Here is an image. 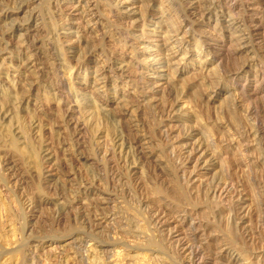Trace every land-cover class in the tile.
Segmentation results:
<instances>
[{
    "label": "rangeland",
    "instance_id": "1",
    "mask_svg": "<svg viewBox=\"0 0 264 264\" xmlns=\"http://www.w3.org/2000/svg\"><path fill=\"white\" fill-rule=\"evenodd\" d=\"M58 1L63 6L67 4L65 6L67 8L65 7L63 8V10H66L64 15V18H66L67 14L70 13L71 10V8L69 9L68 6L75 3L76 0H58ZM88 1H90L91 4H95L97 0H88ZM194 1L167 0L166 2L170 3L169 4L170 8L168 7L169 10L163 13V15L160 12L161 11L160 5L157 4L154 11L156 13L152 12L147 21L149 23L151 19L156 21L159 15H162V17L166 20L162 22L158 28L155 29L154 25L151 24L143 26V21L140 17L141 9L138 8L140 4L139 0H130L128 2L129 9L126 8L121 12L115 11V13L117 14L116 17L115 15L112 17V19L115 20V21L113 20L114 23L112 24V28L115 31L119 30V32L121 31V29L124 30L125 28H129L133 32H135L136 35L138 34V39H132V41L136 40L135 42L137 43V54L141 55L142 51H140L138 47H142L144 44L147 43L155 46L154 48H156L155 42H157L158 39L162 38L163 34L165 33L164 31L168 28L170 22L169 17H171V15L175 16L176 12L182 15L183 14L182 10H186L187 12V10H190L191 6L195 4L196 5L200 4L199 0H194ZM254 1L255 0H238V1L221 0L220 4L216 3L215 6H213L211 9L213 10L212 11L213 14H212V21L209 22V25H206L207 22L199 18L200 15L196 13L188 12L190 17L192 16L191 18L195 19L196 22L198 23L195 27V31H193L189 37L196 36V38L201 37L207 39L211 43L212 50H215V52H213L207 60L206 70L200 72L199 69H201L202 62H204V59L207 57V55L202 54L199 56H194L193 53L192 55L186 57V59L182 60L179 64H173L179 70L177 72L178 73L177 78L174 80L170 81L168 77L165 76L163 77L146 76V79L148 80L150 79L151 85H149V88L146 89L147 92L144 91L142 93L143 95L141 96L139 103L137 102L134 104L133 109H135L136 112H134L131 115L132 112L130 113V111H127L128 112L127 113L124 108L125 106L123 107V105H121L122 103H120V97L116 98L115 91L109 89L108 94L105 95L104 94L105 91L103 90L98 91L94 88V84H93V79L95 78L94 67H90L86 72V68L84 66L82 70L77 71V74H74L72 78L69 77L70 74L69 71L63 70L62 68L63 63L69 61L70 63L75 64V62L77 61L76 59L79 57V55H84L85 53H87V59H90L91 63L93 62L92 64H95V61L98 58L100 60L102 59L101 55H99L101 54L100 52L101 47L96 48L94 50L93 48H91L92 50L91 49L84 50L85 48L83 49V47H79L76 42L72 41L75 39L76 30L79 31V29L77 28L78 16L72 15V19L66 20L67 23L66 27L61 30L62 40L66 39L68 41L65 40V41L57 42L53 40L56 38V36L55 37L53 36V29L55 25L53 24L52 10L55 9L54 7H52L53 5L51 4V2H55V0H16V2H14L13 0H0V8H1L0 10H2L3 8H5V10H11L10 11L11 15H9L8 19H0V49H1L0 50V82L6 87V88L0 87V101H1L0 107H2L1 106L2 104L3 106L8 105L6 108L12 109V112H10L7 115L6 119L4 118V115L3 117L1 116L2 118L5 119V121L0 117V162L5 161V159H6L5 162L7 163L9 162L8 164L3 165L2 166L3 168L0 166V211H1L0 212V218H1L0 219L1 221L0 222L1 224L0 225V264H11V263L12 264H33V263L48 264V261L46 260V255L47 253L48 255L50 253H53L52 249L50 248L54 247L55 249L56 247H58L57 251H61V250L63 251L62 246H60L59 248V245L68 243L69 241L75 239L78 235H79L78 237H80L89 234V233L84 234V231L87 230V228L84 227L86 225L84 221H87L88 217L94 216V213L92 212L96 210L95 207L97 206V203L101 204V206L103 207L104 206L107 207L109 210L107 211L103 210V213L106 212L107 214L112 215L114 218L113 219L114 225L112 226L113 231L110 229L112 232L111 234L116 235V233H118L117 231L120 230L121 231V233H119L120 236L122 234H123L122 236L125 235L124 238L126 240H129L131 244L136 245L135 249L129 248L127 250V253L126 250L124 249L125 251L120 253L121 255L123 253L124 255V256L122 255L123 257L119 256V254L112 256L110 255V253L108 254L105 253L104 255V252H102V254L104 255L103 259L101 258L102 259L101 261H103L102 264H110V263L112 264H142V263L143 264H147V263L148 264H156V263L186 264V262L182 260L183 257L177 255L179 253L176 250H174L175 249L174 246H171V244L167 241V237H168L167 235L168 232L166 233L167 230L164 231L163 229L162 230L157 229L151 217H153V215L156 213L158 209L160 210L163 209L164 212L167 214V216L171 217L172 215H174L172 213V210H176V208L182 209L184 208V206L185 207L187 206L189 210H192V213L194 212L192 214L193 218L195 217L194 220L200 224L201 231L199 229V233L200 234L204 233L202 235L203 238L202 242L206 241L205 240L206 237L207 238L210 237V234L208 233L212 228V227L210 228V224H209V219L211 217V211H212V206H211L212 203L209 202L206 193L204 192L203 188H200L198 182L194 184L190 183V186L188 185L187 187L185 180H183V178H181L180 175H178L179 173L177 166V157H175L176 154H174L175 153L174 149L177 148L179 149L180 147H183L185 144H188V146L186 145L187 147L192 146L195 143L194 142L195 139L199 138V135L200 138L202 137L204 139V141L209 142L208 131L211 125V124L210 125L207 124L209 123V121L215 122L220 120V118H222V120H225V118L226 120H230L233 117V115L235 117L236 114L238 115V116L236 115L235 117L236 119H240V118L242 119L244 117L243 115L246 116L247 110H249V108L261 107L264 99V80H263L264 79V44L259 43L258 45L257 43L255 44V47L248 45V47H245V50H242L241 52H239V54L238 53L236 54L234 53L235 52L234 48L229 47L230 43L226 41V39L230 38L231 32L223 29L222 31L220 30L219 27L217 28L213 27L214 21L217 16L227 19L228 13L226 10H229L228 9L229 5H237V7H235L234 10H238V11L242 10V12L246 10L243 13H245L246 18L248 19L249 13L250 14L254 13V5H253ZM259 1L260 3L264 2V0H259ZM98 2H97L98 3L97 10H107L110 4H114V0L113 2L111 0L109 1L98 0ZM109 2L111 3L109 4ZM145 2H147V0H145ZM186 5L188 6L190 5V6L188 7ZM110 9L113 10L114 5H111L108 10ZM25 18L30 19L29 22L28 19L25 20ZM56 21L58 23L59 22L61 23V21H58L57 19ZM29 26H32L30 32H32L33 34H35L34 28L36 26L37 28H39L38 29L39 33L36 34L37 36L35 41L36 43L34 45L35 47L34 49L35 51H37L38 55L41 52V50L44 49L45 47L43 42L45 43L47 42L46 47H51V49L49 48L51 52H56V54L54 55V59L52 58L50 60L51 62L54 61V64L39 65L42 68V72L44 76H42L41 79L38 80L40 85L38 84V81H35L37 83L34 84L33 86L34 88L32 89V92H30L29 94L32 98L31 104L33 107L32 111L31 112L29 111L30 113H28V110L26 109V104L23 105V107L20 109H17L16 106H14L15 108L12 106L15 103L14 101L16 100L14 99L15 94L11 89L12 88L11 86L14 83L13 82L15 78L14 75L15 74L18 75V77L16 78L20 79V75H22L24 72L21 69L19 70L17 65H15L18 62L15 58L18 55L16 49L18 47L17 45L19 44L18 42H20L19 40L20 29L23 30L25 27H29ZM70 26L73 27V31L69 29ZM100 30L101 27H99V29L95 32L94 31H91L90 33L88 32L92 36L94 35L92 39L93 41L94 40L96 41L97 38L95 37V35L98 33L100 34L101 32ZM262 31L264 33V29H262ZM114 42H115L114 37L107 36L105 40L106 48H111L113 46H116L114 45L115 44ZM61 46H65V48L67 49L65 50V54L63 49H61L62 48ZM55 47L57 49H55ZM58 48H60L61 50ZM154 48L151 51H154ZM13 49L15 51H13ZM146 53L150 54L149 52ZM254 55L256 56L254 57ZM127 57L129 60L133 61L132 63L133 66L137 65L138 60L135 57H133V59L131 58L132 53H128ZM3 58H5L6 60H4ZM39 58L43 60V56L41 57L39 55ZM150 61L152 62V59ZM209 61L211 62L210 64ZM151 62L147 64L148 65L153 64ZM204 63L206 65V62ZM10 64L12 67L10 66ZM154 65L156 67L158 66V63H154ZM23 69L25 70V68ZM232 70L243 71V76H241L240 78H234L233 73L235 72ZM8 72L10 74L9 76L6 75ZM209 74H212V76ZM206 76L208 78H206L205 80L204 77ZM53 79H56L57 80L56 82L60 81V85L62 87L61 90L59 91L60 94L57 97H52V94L48 93L47 85H49V83H52ZM209 82L211 83L213 82L215 88L211 87L210 88L211 90H209V86L211 85ZM111 83H113V81H111ZM256 84L257 85L260 84V85L257 86ZM120 87L121 88H119V91L122 92L126 87V85L121 82ZM109 88H111V86H109ZM255 90H258L257 91L258 93L254 94L253 91ZM213 91H218V98L216 100V103L211 108L208 109L202 107V103H201L202 98L203 100L208 99L213 94ZM243 91L244 94H240V95L238 94V93H243ZM4 94L5 96H3ZM11 94H13L12 95L13 97L10 96ZM242 95L244 99L245 98L246 99L245 101L239 103V106H237L235 99L236 97ZM224 97L226 98V100L224 99ZM173 99L177 100L180 103L178 107L179 109L177 108L174 112L169 113L167 109H169V106L171 105L170 102L171 103L175 102L173 101ZM34 100L36 103L34 102ZM59 100L61 102V106L58 107L57 104L59 103ZM98 101L100 102V104H102L100 106L101 108L102 106H104L103 108L104 110L98 108L99 106L98 104H96V102ZM75 103L78 104V107L77 104ZM186 103H188L187 104L188 106L182 107ZM79 104L80 105L83 104V105L80 106ZM70 105L75 109L74 112L73 109H69ZM65 108H67L66 111L64 110ZM97 109H100L99 111L101 113H99V111L98 113H96ZM88 111L93 113V115L95 114V116L93 115L90 116L91 113L88 114ZM234 111L236 112V114H234L235 113ZM66 112H68L71 116L73 115L75 116L72 117L74 121L75 119H80L82 126L85 127L82 129L80 134L78 133L79 135L78 134L76 135L80 137V139H82L81 141L78 137L73 135L76 133V129L74 128V126L72 128V126L70 127L64 124L65 122H62L64 120L63 118L64 115L65 114L68 115V113ZM203 112L207 115H204ZM10 114L12 116H10ZM199 114H202V117H200V119L203 118L202 122L201 120H198L200 116ZM59 115L61 116V118ZM84 115L87 117H85ZM227 116H232V117H227ZM36 117L42 120L41 121L43 125L41 129L42 132L41 130L38 131L37 129L33 130L31 128L30 119L35 120ZM95 117H99L100 119L99 118L95 119ZM88 118L91 119L92 121L90 122L87 121L86 119ZM84 120L86 122H89L88 127L87 125L84 124L85 123ZM242 120H244V118ZM96 122H99L97 123L98 125L95 124ZM60 123L64 125L61 126ZM135 123L139 126L137 129L138 130L140 129L141 131L135 130L136 128L133 127ZM94 127H96L97 129ZM99 128L103 130V133H100ZM20 129L22 131H20ZM129 129L133 130V135L137 137L138 134L139 136L141 135L139 137L140 147L141 148L144 147V148H142L143 152L139 153V155L140 154L142 155L139 156L141 157L140 165L136 166V169H134L135 171L133 170L132 172L129 173V171H125V168H123L124 166L121 167L119 165V163L122 165V162H119L117 165V170L118 167L120 166L119 168L122 171L119 169L118 172L120 171L119 173L120 175L122 173L123 178L122 180H118V179L110 180V178L106 175L107 174L106 171L105 173L104 170L99 171L98 169L99 172L97 171V164H96L97 152H95L97 151V149H99V147L96 145L97 141L99 142L101 141V143L104 141L102 144L103 145L106 144L107 147H110L109 145L112 144L111 138L113 139V136L115 137V135L118 132H122L125 136L129 135V133L130 134L132 133L129 131ZM13 131L16 132L18 131L19 133L22 132L21 133L22 135L25 132L26 137L25 135L22 136L18 132L15 133ZM62 131H64V133ZM61 134L64 136H62ZM167 137H169L168 138L169 140H167ZM76 139L77 140L79 139V141H76ZM145 139L146 141H144ZM17 141L20 143H18ZM170 142H172V144H169ZM261 142H262L261 146L264 147V138L262 139ZM80 144L82 147H80ZM100 144L98 145L100 146ZM15 145H17L16 149H15ZM22 145L23 146L25 145L24 146L25 149ZM43 145L45 147H43ZM47 147H50L55 154L53 156L54 158L51 161L48 158L46 161V158H44L46 156L42 153L45 152L44 148ZM39 155H41L40 157L42 158H40ZM38 158L40 159L38 160ZM42 159L43 162H41ZM226 160L229 162L228 164H230V162H233L232 155H230ZM37 163L38 165H36ZM94 165L96 166V169ZM45 166L47 168H45ZM88 166H90V168H88ZM216 166L217 165L215 163L213 164L211 163V165L208 164L205 166V168H202L201 173L204 174V176L203 177L201 176V178H206L209 181V178L214 176H217L219 178L224 177L227 168L224 169V171H222L219 169V167ZM217 169L220 171L218 172ZM41 171L44 172L41 174L40 173ZM231 172L233 173V171ZM248 172L249 173L245 172L248 175L244 176L245 175L244 174L243 176L244 178L246 177L245 192L247 194L246 196L247 201L249 200V203L253 202L252 208L254 209H252L253 211H251L250 214V220H251L250 222H251V227L253 229L252 231L254 232V241H255L254 242L255 244H253V246L249 247L248 249L251 251L252 247H255V250L253 249L252 251L254 253L255 252L257 253L264 250V235H263L264 209L262 207L258 208L259 201L260 203H263L264 200L261 199L262 196L264 195V190H263L264 165L262 164L260 165L259 163L258 167L255 166ZM98 173H101V175H103L102 181L99 180L98 181L95 180L94 182L92 181V185L91 184L90 186L88 185V187H90V191L89 193H87L85 185L91 179H93V177L97 176ZM236 174L239 175L240 173L235 172V177H237ZM247 176L250 179L251 178L252 179L250 180L249 178H247ZM251 182H253V184L254 183L258 184L260 187L258 185H256L258 186L256 187L255 184L252 187ZM106 189L111 193L109 194V192H107ZM256 199L258 200V202H256ZM87 204L88 205L90 204L89 205L90 207ZM87 208L91 209V211L93 209V211L91 212ZM98 212L101 213L102 211L99 210ZM169 221H172L171 222L172 225L175 224V222H173L174 221L173 218H170ZM5 223L6 225H4ZM221 224L223 223L220 224L217 223V225H214L212 229L213 230L217 229L216 232H218V234L224 235L226 239L231 240L232 238L228 237L229 235L225 232V230H223L225 229V225H221ZM172 225H168V226L166 225L165 228L169 229V227ZM15 229L18 231H16ZM110 230L108 231V229H106V231L100 232L97 235L98 237L95 236L96 240H98L101 244L103 243L105 244L109 241L111 243L112 239L110 236L113 235L108 236ZM187 230L188 229L186 228L184 232ZM190 231L191 230H188L185 233L189 235ZM11 232L14 233L12 234ZM136 233L140 236L139 242L141 243L139 245L138 243L135 242L137 240L136 237L134 236ZM164 233H166V235H164ZM101 234H103V236ZM14 236L17 237L15 238ZM234 239H235L234 241H237L236 236ZM122 240L117 238L115 241L116 243H118ZM75 243L76 242L73 241L70 244H66L64 247L70 248L73 245H75ZM21 244L23 245V247ZM118 245L119 246H117V249L120 248L121 250L124 248V247L121 248V244ZM138 246L141 249L138 248ZM37 253H38V257L35 255ZM262 253H264V251ZM34 255L36 256V260L32 258ZM109 256L111 258H109ZM49 257L52 258L53 255L52 256L49 255ZM117 257H119L121 260ZM111 259H113L114 261ZM260 262L261 264H263L264 261L261 260ZM81 263L88 264L87 261L78 262L77 264H81Z\"/></svg>",
    "mask_w": 264,
    "mask_h": 264
},
{
    "label": "bare ground",
    "instance_id": "2",
    "mask_svg": "<svg viewBox=\"0 0 264 264\" xmlns=\"http://www.w3.org/2000/svg\"><path fill=\"white\" fill-rule=\"evenodd\" d=\"M13 1L16 2V0H13ZM107 1H109V0H107ZM111 1L113 2V0H111ZM129 1L130 0H114V4H110L111 2H109V4H110L109 7L111 5H114V9H116V10H114V9L113 10L112 9L108 10L109 7H108L107 10H97V6H98L97 4L99 3L98 0L96 1L95 4H91V2L88 1V0H76L75 3H73L70 6H68L69 9L71 8V10H70V13L67 14L66 18H64L66 10H63V8L67 4L66 5L64 4L65 6H63V5H61V3H59L58 0H55V2H51V4L53 5L52 7H54V9H55V10H52V12H53L52 19H53V24L55 25V27L53 29V36L54 37L56 36V38L53 39V40H55L57 42H61V41H65L66 40L65 38H64L65 40H62V37H61L62 32H61V30L66 27V24H67L66 20H70V19H72V15H76V16H78L77 28L79 29V31L76 30L75 39L72 40V41L76 42L79 47H83V49L85 48L84 50L91 49V48H93V50H94L96 48L101 47V51L99 50L101 52V54H99V55H101L102 59L100 60L98 58L95 61V64H92L93 62L91 63L90 59H87V53H85L84 55H79V57L76 59L77 61L75 62V64L74 63H70L69 61H66V63H63L62 64L63 70L64 71H66V70L69 71L70 72L69 77L72 78V76H74V74H77V71H81L84 66L86 68V72H87V70L90 67H94V73H95V78L93 79L94 88L96 90H98V91L99 90L105 91V93H104L105 95L108 94V90L109 89L115 91V96H116V98L120 97V103H122L121 105H123V107L125 106L124 107L125 111L126 112L130 111V113L132 112L131 113V115H132L134 112H136V110L133 109L134 104L137 103V102L139 103V101L141 99V96L143 95L142 93L144 91H146V89L149 88V85H151L150 79L149 80L146 79V76H155V77H163V76H165V77H168V79L170 81L174 80V79L177 78V74H178L177 72L179 70L173 64H179L182 60L186 59V57L192 55L193 53H194L193 54L194 56H199V55H202V54L207 55V57L204 59V62H206V65H205L204 62H202V67H201V69H199L200 72H203L204 70H206V68H207V60L210 57V55L213 52H215V50H212V46H211V43L209 42V40L201 38V37L196 38V36L195 37H189L190 34L193 31H195V27H196V25L198 23L196 22L195 19L191 18L192 16L190 17L188 12L196 13V14L200 15L199 18L201 20L203 19L204 21H206L207 22L206 25H209V22L212 21V14H213L212 13L213 10H211V9H212L213 6H215L216 3L220 4L221 0H199L200 4L197 3L198 5H196L194 3L195 5L191 6L190 10H187V12H186V10H182V12H183L182 15L178 14L177 12H176V14L174 13L175 16L171 15V17H169L170 22H169L168 28L164 31L165 33L163 34L162 38L158 39V41L155 42L156 43V48H154L155 46L146 43L142 47H138V49L140 51H142L141 55L137 54V43L135 42L136 40L132 41V39H138V34L136 35L135 32H133L129 28H125L124 30L121 29L120 32H119V30L115 31L112 28V24L115 21L114 19H112V17L114 15L116 17V14H117V13H115V11L121 12V11H123L126 8L129 9L128 8V5H129L128 2ZM166 1H163V0L162 1L161 0L160 1L147 0V2H145V0H139L140 4H139L138 8L141 9V16L140 17H141V19L143 21V26L151 24V25H154V28L156 29V28L159 27V25H161L162 22H164L166 20V19H164L162 17L163 13L168 11L169 8H170L169 7L170 3L166 2ZM106 3H108V2H106ZM136 3H138V2H136ZM157 4L160 5V10H161L160 12L162 13V15H159L158 18L156 19V21L151 19L150 23H149L147 20H148V18L151 15L152 12L156 13L154 11H155V7L157 6ZM253 5H254V13H251V14L249 13V15H248L249 18L248 19L246 18L245 13H243L246 10H244L243 12H242V10L241 11L234 10V8L237 7V5H229L228 6L229 10H226L227 13H228L227 19L217 16L215 21H214V24H213L214 26L213 27H216V28L219 27L220 30L223 29V30L231 32L230 33L231 34L230 38L226 39V41H228L230 43L229 47L234 48V51H235L234 53H236V54L237 53L239 54V52H241L242 50H245V47H248V45L255 47V44H257V43H258V45H259V43L264 44V33L262 31V29H264V2L260 3L259 0H255ZM107 6H108V4H107ZM186 6H188V5H186ZM65 8H67V7H65ZM10 11L11 10H5V8L0 10V19H8L9 15H11ZM173 12H175V11H173ZM55 18L58 21H61V23L60 22L58 23ZM26 19H28V18H25V20ZM29 20L30 19H28V22H29ZM99 27H101V30H100L101 32H100V34L97 32L98 34L95 35V37L97 39H96V41L95 40L93 41L92 39H93L94 35L92 36L89 33L91 31H94V32L97 31L99 29ZM31 28H32V26L25 27L23 30H21L19 28L20 29V34H19L20 42H18L19 44L17 45L18 47H17L16 50H17L18 55L15 58L18 62L15 65H17L19 70L21 69L24 72L22 71L23 74L20 75V79L16 78V77H18V75H16V74L14 75L15 76L14 81H13L14 83L11 86L12 87L11 89L13 90V92L15 94L14 99L16 100V101L13 100L15 103L12 106L13 107L16 106L17 109H20V108L23 107V105L26 104V109L28 110V113H30L32 111V108H33L32 104H31L32 103V98H31V96L29 94H30V92H32V89L34 88L33 87L34 84L37 83L35 81H38L39 79H41L42 76H44V74L42 72V68L39 65L40 64H42V65L54 64V61L51 62L50 60L52 58L54 59V55L56 54V52H51L50 51L51 47H46L47 46L46 45L47 42L46 43L43 42L45 47L39 53V55L41 57L43 56V60L41 58H39V55H38L37 51H35V49H34L35 48L34 45L36 43L35 41H36V37H37L36 34L39 33L38 32L39 28H37V26L34 28V33L35 34L30 32ZM69 29L71 31H73V27L70 26ZM115 34H117V35H115ZM107 36L115 38V42H114L115 44L114 45H116V46H113L111 48H106L105 40H106ZM66 41H68V40H66ZM72 41H70V42H72ZM193 45H195V46H193ZM213 45H214V43H213ZM61 47H62L61 49H63L64 54H65V50H67V49L65 48V46H61ZM153 48H154V51H151V50H153ZM10 49H12V48H10ZM55 49H57V48L55 47ZM58 49H60V48H58ZM13 51H15V50L13 49ZM59 52H61V51H59ZM146 52H149L150 54H147ZM128 53H132V57H131L132 59H133V57H135L138 60L137 65H135V66L132 65L133 61L128 59V57H127ZM255 56L256 55H254V57ZM3 59L6 60L5 58H3ZM151 59H152V62L150 61ZM149 62H151L153 64L148 65L147 63H149ZM154 63H158V66L155 67ZM210 63L211 62L209 61V64ZM172 65L174 66V68H173ZM10 66H11V64H10ZM200 66H201V63H200ZM244 67H241V68H244ZM18 68H17V70H18ZM23 68H25V70ZM232 71H234V70H232ZM234 72H235V73H233L234 74V78H240L241 76H243V71H241V70L240 71H236L235 70ZM6 75L9 76L10 75L9 72ZM138 75H141V76H138ZM209 75L212 76V74H209ZM204 78L206 80V78H208V77L206 76ZM56 81H57L56 79H53L52 83H49V85H47L48 93H51L52 97H57L60 94L59 91L62 88L61 85H60V81H58V82H56ZM111 81H113V83H111ZM211 81H212V79H211ZM121 82L126 85V87L124 88V90L122 92L119 91V88H121L120 87L121 86ZM209 83L211 84L210 86L208 84L209 90H211L210 88L214 87V85H213V82L212 83L209 82ZM38 84L40 85L39 81H38ZM259 85L260 84H258L257 86H259ZM109 86H111V88H109ZM0 87H5V85H3L0 82ZM206 90H208V89H206ZM244 91H243V93H238V94L239 95L240 94H244ZM257 91L258 90H255V91H253V93L256 94V93H258ZM12 95L13 94H11L10 96H12ZM230 95H229V97H230ZM232 95H233V93H232ZM3 96H5V94ZM217 98H218V91H213V94L208 99L203 100V98H202V102H201L202 103V107H205L206 109L211 108L216 103ZM9 99H10V97H9ZM39 99H40V97H39ZM224 99L226 100L225 97H224ZM245 99H244L243 95L236 97L235 101H236L237 106H239V103L245 101ZM60 100H62V99H60ZM60 100H59V103L57 104L58 107L61 106ZM50 101H51V99H50ZM173 101H175V102L174 103L170 102L171 105L169 106V109L166 108L169 113L174 112L180 105V103L177 100L173 99ZM34 102H35V100H34ZM248 102H249V100H248ZM77 103H75V104H77ZM188 103L184 104L182 107L188 106L187 105ZM96 104H98V106H99L98 108H101L100 106L102 104H100L99 101L96 102ZM82 105H80V106H82ZM1 106L2 107H0V117L1 116L3 117V115H4V118L6 119L7 115L10 112H12V109L11 108H6L8 105L7 106H5V105L3 106L1 104ZM137 106H138V104H137ZM77 107H78V104H77ZM95 108H97V107H95ZM103 108H104V106H102L101 109H103ZM69 109H73V112L75 110L71 105H70ZM64 110L66 111L67 108H65ZM94 110H96V109H94ZM99 110L100 109H97L96 113H98ZM162 110H164V109H162ZM90 111H88V114L91 113ZM196 111H198V110H196ZM66 113H68V112H66ZM85 113H87V112H85ZM99 113H101V112L99 111ZM231 113H232V111H231ZM234 114H236V112ZM91 115H93V113H91L90 116ZM97 115H99V114H97ZM199 115L200 116H199L198 120H201V122H202L203 118L200 119V117H202V114H199ZM204 115H207V114L204 113ZM229 115H231V114H229ZM236 115H235V117H236ZM10 116H12V115L10 114ZM73 116H71L69 113H68V115L65 114L64 117H63L64 120L62 122H65L64 124H66V125H68L70 127L72 126V128L74 126V128L76 129V133L73 134V135L76 136L78 133L80 134L82 129L85 128V127L82 126L80 119H75V121H74L73 118H72ZM93 116H95V114ZM243 116H244L243 117L244 120H242L243 118L242 119L241 118L240 119H236L234 117V115H233V117L232 116H227V117H232L231 119L229 118L230 120H226V118H225V120H222V118H220V120H218V118H217L218 121H215V122L214 121H209V123H207V124H209V125L211 124L212 125V126L210 125L209 131L207 130L209 132V142L204 141V139L202 137L200 138V135H199V138H196L195 141H194L195 143L194 144L192 143L193 145L190 146V147H187L188 144H185L183 147H180L179 149L178 148L174 149V147H173L174 152H175L174 154H176L175 157H177V166H178V173H179L178 175H180V177L183 178V180H185V183L187 184V187H188V185L190 186V183L194 184V183L198 182L200 188H203L204 192L206 193V196L208 197L207 199H209V202L212 203V205H211L212 206L211 217L209 219L210 228L211 227L213 228L214 225H217V223H219V224L223 223V224H221V225H225V229H223V230H225V232L229 235L228 237L232 238L231 240H228V239H226V237L224 235L218 234V232H216L217 229L213 230L211 228L212 230L210 229V231L208 233V234H210V237H208V238L206 237L205 238V240H206L205 242L206 243L202 242L203 241L202 235L204 233L203 234L199 233L200 224L197 221L194 220L195 217L193 218V216H192V214L194 212L192 213V210H189L187 208V206L186 207L184 206V208H182V209H177L176 208V210H172V213L174 215H172L171 217H168L163 209H162L163 211L158 209L155 214L153 213L154 214L153 217H151L153 222H154V224H155V226L157 227V229H161V230L163 229L164 231L167 230L166 231V233L168 232L167 233V235H168L167 241L171 244V246H174V248H175L174 250H176L179 253V254H177V253L176 254L178 256L180 255V257L182 256L183 257L182 260L185 261L186 264H261L260 261L261 260L264 261V253H262L264 250L261 251V252H257V253L255 252L254 253L252 250L253 249L255 250V247H252V250H251L252 252L248 249L249 247L253 246V244H255L254 243L255 242L254 241V232L252 231L253 229L251 227V222H250L251 221L250 220V214H251V211H253L252 209H254V208H252L253 202L249 203V200L247 201V198H246L247 194L245 192L246 191L245 190V188H246L245 187V183H246L245 182V178L246 177L244 178V176L248 175L246 173H249L248 171H250L255 166L258 167L259 163H260V165L261 164L264 165V147L261 146V143H262L261 141L264 138V99H263V103H262L260 108H255V107L254 108L253 107L249 108V110H247L246 116L245 115H243ZM85 117H87V116H85ZM220 117H222V116H220ZM4 118H2V119H4ZM60 118H61V116H60ZM96 118H99V117H95V119ZM5 119H4V121H5ZM88 119H86V120L89 121V122L92 121L91 119H89V120ZM101 120H100V122H101ZM30 121H31V124H30L31 128L33 130L37 129L38 131H40L42 129V126H43L42 123H41L42 120L38 119V117H36L35 120H31L30 119ZM97 121H99V120H97ZM84 122H85L84 124L87 125V127H88V125H89L88 123L89 122H86L85 120H84ZM97 123H99V122H96L95 124H97ZM64 124L60 123L61 126L64 125ZM118 124H119V122H118ZM118 126H120V125H118ZM133 127H135L136 128L135 130H137V131L140 130V129L139 130L137 129L139 126L136 123L133 125ZM94 128H96V127H94ZM21 129H20V131H22ZM53 130H54V128H53ZM99 131H100V133H103L102 129H100ZM118 131H120V130H118ZM129 131L132 132L131 133L132 136H131L130 133H129V135L125 136L122 132H118L115 135V137L113 136V139L111 138V141H112L111 143L112 144L110 143L111 145H109L110 147H107L106 144L103 145L102 143L104 141L102 143H101V141L100 142L97 141L96 145L99 147V149H97V151H95V152H97V161H96L97 162L96 163L97 164V171H98V169H99V171H103L104 170V173L106 171V173H107L106 175L110 178V180H115V179L122 180L123 175H122V173H121V175L119 174L120 171L118 172V170L120 169L119 168L120 166L121 167L124 166L123 168H125V171H129V173H130L134 169H136V166L140 165V161H141L140 158L141 157H139V156L141 154L139 155V153H142L143 152L142 148H144V147H142V148L140 147V138L139 137L141 135L139 136V134H138V137H137V136L133 135V130L129 129ZM13 132L17 133L16 131H13ZM29 132H31V131H29ZM41 132H42V130H41ZM62 132L64 133V131H62ZM21 133H19V134H21ZM19 134H17V135H19ZM25 134L26 133L24 132L23 135H25ZM106 134H108V133H106ZM21 135H19V136H21ZM136 135H137V133H136ZM144 135H145V133H144ZM41 136H42V134H41ZM62 136H64V135H62ZM74 136H72V137H74ZM101 136H103V135H101ZM104 136H105V134H104ZM25 137H26V135H25ZM76 137H78V136H76ZM78 138L80 139V137H78ZM141 138H143V137H141ZM144 138H145V136H144ZM168 138L169 137H167V140H169ZM79 139L78 140L76 139V141H79ZM96 139H98V138H96ZM58 140H59V138H58ZM81 140L82 139H80V141ZM144 141H146V139ZM69 142H71V141H69ZM18 143H20V142H18ZM65 143H63V144H65ZM79 143H81V142H79ZM149 143H151V142H149ZM98 144H100V146ZM169 144H172V142H170ZM16 146L17 145H15V149H16ZM71 146H73V145H71ZM43 147H45V146L43 145ZM80 147H82L81 144H80ZM147 147H149V146H147ZM22 149H21V151H22ZM24 149H25V147H24ZM139 149H140V151H139ZM44 150H45V152H42L46 156L44 158H46V161H47V158L51 161L54 158L53 157L55 155L54 152L51 150L50 147L44 148ZM25 151H24V154H25ZM35 151H37V150H35ZM95 155H96V153H95ZM230 155H232V157H233V162H230V164H228L229 162L226 159ZM40 156L41 155H39V157ZM35 157H37V156H35ZM40 158H42V157H40ZM40 158H38V160ZM5 161H6V159H5ZM5 161H1L0 162V166L1 167L3 165H6V164L9 163V162L7 163ZM41 162H43V159H42ZM119 162H122V165ZM48 163H49V161H48ZM118 163H119L120 166L118 167V170H117ZM211 163L212 164L215 163L217 165L216 167H219V169L222 170V171H224V169L227 168L225 176L224 177H220V178L217 177V176H214V177L209 178V181L206 178H201V176L202 177L204 176V174L201 173V169L205 168V166L208 165V164L211 165ZM39 164H41V163H39ZM36 165H38V163ZM45 168H47V167L45 166ZM88 168H90V166H88ZM93 169H94V167H93ZM95 169H96V166H95ZM115 169H116V171H115ZM39 170H41V169H39ZM220 170H218V172ZM231 171H233V173ZM43 172L44 171H41L40 173L42 174ZM235 172L240 173V174L239 175L236 174L237 177H235ZM102 177H103V175H101V173H98L97 176L93 177V179H91L89 182L87 180L88 183L85 185L86 192L89 193L90 187H88V185L89 186H90V184L92 185V181L93 182L95 180L96 181H98V180L102 181ZM247 178H249V177L247 176ZM254 184H253V182H251L252 187H253ZM93 185H94V183H93ZM256 185H258V184H255V186ZM258 186H256V187H258ZM146 188H147V186H146ZM262 189H263V187H262ZM104 190H103V192H104ZM106 191L109 192V194L111 193L107 189H106ZM169 196H171V195H169ZM172 196H173V194H172ZM259 196H261V195H259ZM259 196H258V198H259ZM263 196H262L261 199H264ZM104 198H106V197H104ZM176 199H177V197H176ZM1 201H3V200H1ZM100 201H101V199H100ZM256 202H258L257 199H256ZM4 203H5V201H4ZM91 205H92V203H91ZM64 206H66V205H64ZM100 206H101V204L97 203V206L95 207L96 210L93 211V209H92L93 212L91 211V209H88L90 206L87 208L89 211L94 213L93 217H88L87 221H84V223H86V225L84 227L87 228V230L84 231V234L89 233L88 235L86 234L87 237H86V235L78 237L79 236L78 235L75 239L69 241L68 243H65L63 245H59V248H60V246H62L63 251L62 250L61 251H57L58 247H56L55 249H54V247L50 248V249H52L53 253H50L49 255L50 256L53 255V257L50 258L48 253H47V255L45 253L46 260L48 261V264H77L78 262H83V261H85V262L87 261L88 264H96V263H99V264L101 263L102 264L103 261H101V260L103 259L105 253H107V254L110 253V255H112V256H114L116 254L117 255L119 254V256H122L123 253L121 255L120 254L121 252L126 250V253H127V250L129 248L130 249H135L136 245H133V244L130 243L129 240H126L124 238L125 235L122 236L123 235L122 234L121 235L122 237L119 235V233H121L120 230H119L120 232L117 231L118 233H116V235L115 234L114 235L111 234L112 233L111 230L113 229L112 226L114 225V222H113L114 218H113L112 215H109L106 212L103 213V210H106V211L109 210L107 207H105V206L104 207L103 206L100 207ZM261 207L264 209V200H263V203H260V201H259L258 208H261ZM99 210H101L102 212L101 213L98 212ZM84 215H86V214H84ZM170 218L174 219V221H173V222H175L174 225H172V223H171L172 221H169ZM4 225H6V223ZM117 225H118V223H117ZM166 225L167 226L168 225H172V226H170L171 228L169 227V229H168V228H165ZM186 228L188 230H191L189 232V235H187V233H185L188 230L184 232V230ZM11 229H14V228H11ZM106 229H108V231L111 229L109 234H108V236L109 235H113V236H110L111 239H112V242L110 243V241H109V242H107L105 244L104 243L101 244L98 240H96L95 236H97L102 231H106ZM88 230H89V232H88ZM133 230H135V229H133ZM16 231H18V230H16ZM108 231H107V233H108ZM155 231H156V229H155ZM200 231H201V229H200ZM14 232H11V233L13 234ZM166 233H164V235H166ZM103 234H101V235L103 236ZM233 235H234V237H233ZM134 236L137 239L135 242L138 243V245H139L141 243V242H139L140 236L137 233ZM235 236H236L237 241H234L235 240L234 239ZM117 238H119L120 240H122V239L123 240L118 242V243H116L115 240ZM2 239H4V238H2ZM73 241L76 242L75 245L77 243L78 244L75 246V245H73L74 244L73 243V244H71L73 246L70 247V248H65L64 247L66 244H70ZM144 241H142V242H144ZM27 242H29V241H27ZM118 244H121V248L122 247H124V248L120 250V248L118 247L119 249H117V246H119ZM22 247H23V245H22ZM138 248H140V247L138 246ZM36 249H38V248H36ZM72 249H74V250H72ZM256 251H258V250H256ZM102 252H104V255L102 254ZM35 255L38 257V253L35 254ZM35 255L32 257L34 260H36V256ZM109 258H111V257L109 256ZM117 258H119V257H117ZM111 260H113V259H111ZM130 263H131V261H130ZM81 264H86V263H81ZM110 264H112V263H110ZM263 264H264V262H263Z\"/></svg>",
    "mask_w": 264,
    "mask_h": 264
}]
</instances>
